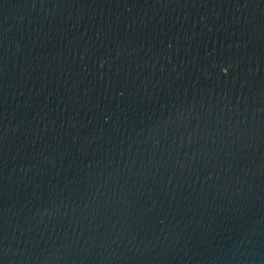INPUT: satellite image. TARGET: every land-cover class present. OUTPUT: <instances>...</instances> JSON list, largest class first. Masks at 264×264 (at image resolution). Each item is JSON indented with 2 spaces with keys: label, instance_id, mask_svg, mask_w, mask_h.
Returning <instances> with one entry per match:
<instances>
[{
  "label": "water",
  "instance_id": "1",
  "mask_svg": "<svg viewBox=\"0 0 264 264\" xmlns=\"http://www.w3.org/2000/svg\"><path fill=\"white\" fill-rule=\"evenodd\" d=\"M0 264H264V0H0Z\"/></svg>",
  "mask_w": 264,
  "mask_h": 264
}]
</instances>
